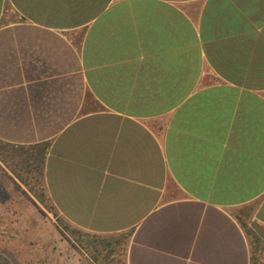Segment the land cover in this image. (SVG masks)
<instances>
[{
	"label": "crops",
	"instance_id": "obj_1",
	"mask_svg": "<svg viewBox=\"0 0 264 264\" xmlns=\"http://www.w3.org/2000/svg\"><path fill=\"white\" fill-rule=\"evenodd\" d=\"M0 141L125 264H250L264 0H0Z\"/></svg>",
	"mask_w": 264,
	"mask_h": 264
},
{
	"label": "rangeland",
	"instance_id": "obj_2",
	"mask_svg": "<svg viewBox=\"0 0 264 264\" xmlns=\"http://www.w3.org/2000/svg\"><path fill=\"white\" fill-rule=\"evenodd\" d=\"M245 230L250 264H264V231ZM124 244L66 222L43 192L39 149L0 141V264H125Z\"/></svg>",
	"mask_w": 264,
	"mask_h": 264
}]
</instances>
